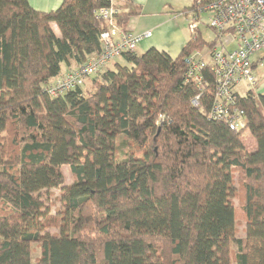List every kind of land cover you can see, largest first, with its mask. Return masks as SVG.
I'll use <instances>...</instances> for the list:
<instances>
[{
  "label": "trees",
  "instance_id": "1",
  "mask_svg": "<svg viewBox=\"0 0 264 264\" xmlns=\"http://www.w3.org/2000/svg\"><path fill=\"white\" fill-rule=\"evenodd\" d=\"M108 5L62 0L41 11L0 0V264H264V95L238 97L246 123L237 131L209 115L208 69L203 86L185 80L203 37L176 57L123 53V64L85 80L91 91L44 89L63 63L68 71L99 52L108 24L93 11ZM119 9L127 30L140 9L131 0ZM129 139L147 146L141 158ZM53 188L51 212L42 196Z\"/></svg>",
  "mask_w": 264,
  "mask_h": 264
},
{
  "label": "built area",
  "instance_id": "2",
  "mask_svg": "<svg viewBox=\"0 0 264 264\" xmlns=\"http://www.w3.org/2000/svg\"><path fill=\"white\" fill-rule=\"evenodd\" d=\"M106 1L108 6L93 11L95 18L108 24L99 35V52L51 80L44 87L50 95L82 86L87 78L121 58L123 53L134 52L138 43L151 35L149 30L133 33L122 29L116 16L124 0ZM201 25L209 27L214 36L204 39L202 47L188 54L185 80L203 86L206 82L203 71L208 69L214 89L209 115L237 131L246 123L244 110L238 106L237 99L254 90L258 80L255 60L264 53V0H193L188 20L193 38L202 37ZM242 87L245 89L241 90ZM198 97L199 94L192 99L194 105H197Z\"/></svg>",
  "mask_w": 264,
  "mask_h": 264
},
{
  "label": "crops",
  "instance_id": "3",
  "mask_svg": "<svg viewBox=\"0 0 264 264\" xmlns=\"http://www.w3.org/2000/svg\"><path fill=\"white\" fill-rule=\"evenodd\" d=\"M37 10L48 11L57 8L62 0H28ZM140 9L137 15L129 18L127 30L133 33L151 31L137 45L136 52L141 54L150 47L176 57L188 39H194L188 28L190 8L193 0H131ZM52 27V24H51ZM116 59L106 65L108 68L119 63ZM254 70L257 75L255 94L264 95V53L256 57ZM263 79L261 82L260 80Z\"/></svg>",
  "mask_w": 264,
  "mask_h": 264
},
{
  "label": "rangeland",
  "instance_id": "4",
  "mask_svg": "<svg viewBox=\"0 0 264 264\" xmlns=\"http://www.w3.org/2000/svg\"><path fill=\"white\" fill-rule=\"evenodd\" d=\"M202 18H204V15H202ZM52 29L54 31V33L56 35H59V30L56 26V24H52ZM200 31L202 34V37L206 40H209L211 38H213L214 34L212 32V30L207 27L206 25H201L200 26ZM137 50V48H136ZM119 63L123 64V60L120 59ZM67 70L66 65L63 63L61 65V71L60 72H65ZM263 79L260 80V82ZM90 83H88V81L81 87L83 90L85 88H87L89 91H91V87L88 85ZM245 88L242 87L241 90H244ZM241 94V93H240ZM120 138V137H119ZM241 139L242 142L244 143V145L246 146L247 150H253L256 146L255 140L254 138L251 136L250 132L248 129L244 130L243 134L241 135ZM130 144H129V150L131 151V157H134L136 159L141 158L144 154V151L147 149V146L142 145L136 141H133L131 139H129ZM62 172L64 174V178H65V185L72 183L73 181V177L69 171V168L67 165H64L62 167ZM235 182L237 183V179H235ZM59 195H60V191L58 188H53L49 190L48 194H43L42 196V200L44 203V206L49 208L51 212H54L56 210V208L59 207ZM238 197H235L234 203L235 206H237V224H236V228H237V234L238 236H243L244 235V219L242 217V213L239 210V201L237 199ZM50 233L53 232H57L56 228H50L48 230ZM40 256V249L38 247L37 244H32V261L36 260L38 257Z\"/></svg>",
  "mask_w": 264,
  "mask_h": 264
}]
</instances>
